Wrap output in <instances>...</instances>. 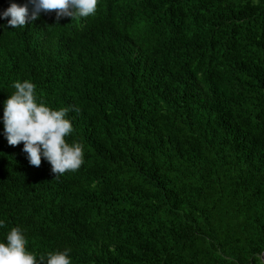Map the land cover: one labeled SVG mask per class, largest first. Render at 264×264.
Here are the masks:
<instances>
[{"label": "trees", "instance_id": "obj_1", "mask_svg": "<svg viewBox=\"0 0 264 264\" xmlns=\"http://www.w3.org/2000/svg\"><path fill=\"white\" fill-rule=\"evenodd\" d=\"M12 3L28 0H0V14ZM7 23L0 242L18 227L38 260L71 249L72 264H258L264 0H99L94 16ZM26 80L46 106L73 109L78 171L55 177L9 145L4 101Z\"/></svg>", "mask_w": 264, "mask_h": 264}, {"label": "clouds", "instance_id": "obj_2", "mask_svg": "<svg viewBox=\"0 0 264 264\" xmlns=\"http://www.w3.org/2000/svg\"><path fill=\"white\" fill-rule=\"evenodd\" d=\"M99 0H28L19 5L12 3L2 12L8 21L6 28L27 27L29 21L40 18L42 13L56 14V24L61 18H86L97 13ZM31 5V9L29 8ZM10 17V19H9ZM15 92L4 101L3 122L10 146L23 142L30 165L40 167L46 159L55 177L67 172H76L85 163L84 147L79 142L69 143L74 132L71 119L67 118L71 108L54 110L36 95V85L31 81L14 83ZM79 111V109H74ZM6 227L0 220V228ZM28 240L18 227L11 228L6 243L0 242V264H72L71 249L48 252L37 256L27 250ZM258 264H264V253L255 257Z\"/></svg>", "mask_w": 264, "mask_h": 264}]
</instances>
